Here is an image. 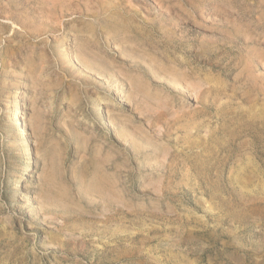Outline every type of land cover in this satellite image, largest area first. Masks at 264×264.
<instances>
[{"label":"rangeland","instance_id":"obj_1","mask_svg":"<svg viewBox=\"0 0 264 264\" xmlns=\"http://www.w3.org/2000/svg\"><path fill=\"white\" fill-rule=\"evenodd\" d=\"M0 264H264V0H0Z\"/></svg>","mask_w":264,"mask_h":264},{"label":"bare ground","instance_id":"obj_2","mask_svg":"<svg viewBox=\"0 0 264 264\" xmlns=\"http://www.w3.org/2000/svg\"><path fill=\"white\" fill-rule=\"evenodd\" d=\"M113 2V1H112ZM87 4V3H86ZM85 4V5H86ZM96 5V4H95ZM97 6V5H96ZM24 7V6H23ZM98 8V7H97ZM114 10V9H113ZM99 11V10H98ZM101 13V12H100ZM122 13V12H121ZM40 14V13H39ZM76 14V13H75ZM52 16V15H51ZM128 16V15H127ZM29 17V16H28ZM12 19V18H11ZM25 19V18H24ZM104 19V18H103ZM66 20V19H65ZM134 20V19H133ZM105 21V20H104ZM11 22V21H10ZM31 22V21H30ZM63 22V21H62ZM92 22H93V20H92ZM10 25V24H9ZM12 25V24H11ZM25 25V24H24ZM146 25V24H145ZM131 26V25H130ZM17 27V26H16ZM15 27V28H16ZM25 27V26H24ZM62 27H63V25H62ZM18 28V27H17ZM16 28V29H17ZM30 28V27H29ZM34 28V27H33ZM19 29V28H18ZM27 29V28H26ZM63 31V30H62ZM28 32V31H27ZM59 32V31H58ZM57 32V33H58ZM6 33H7V31H6ZM11 33V32H10ZM61 33V32H60ZM53 34V33H52ZM27 35V34H26ZM56 35V34H55ZM11 36V35H10ZM47 36V35H46ZM41 37H42V35H41ZM29 38V37H28ZM38 38H40L39 36H38ZM37 38V39H38ZM30 40V39H29ZM34 40V39H33ZM3 41V40H2ZM51 45V44H50ZM136 46V45H135ZM139 46V45H138ZM148 46V45H147ZM54 47V46H53ZM148 48V47H147ZM114 49V48H113ZM57 50V49H56ZM129 50V49H128ZM64 51V50H63ZM117 51V50H116ZM160 51V50H159ZM53 52V51H52ZM112 52V51H111ZM114 52V51H113ZM129 52H130V54H133L134 53V49H130L129 50ZM69 53V52H68ZM71 54V53H70ZM163 54V53H162ZM88 55V54H87ZM114 55V54H113ZM138 56V55H137ZM53 57V56H52ZM92 57V56H91ZM90 57V58H91ZM125 57L126 58H132V56H129V55H125ZM142 57V56H141ZM71 58V57H70ZM72 59H74L73 57H72ZM71 59V60H72ZM93 59V58H92ZM147 59V58H146ZM145 59V60H146ZM166 59V58H165ZM143 60H144V58H143ZM122 62H123V60H121ZM51 62V61H50ZM94 62V61H93ZM124 62L125 63H132L133 64V69L135 70V71H140L142 68H141V66H140V64H139V62L135 59H131V60H127V61H125L124 60ZM43 63V62H42ZM64 63V62H63ZM46 64V63H45ZM54 64V63H53ZM76 64V63H75ZM61 65V64H60ZM78 66H80V65H78ZM101 66V65H100ZM129 67H130V65H129ZM43 68H44V66H43ZM77 68V67H76ZM105 68V67H104ZM149 68V67H148ZM33 69V68H32ZM45 69V68H44ZM54 69V68H53ZM153 70V69H152ZM155 70V69H154ZM41 71H42V69H41ZM51 71V70H50ZM71 71V70H70ZM50 73V72H49ZM100 73H101V71H100ZM51 74V73H50ZM65 75V74H64ZM97 75V74H96ZM242 75V74H241ZM39 76V75H38ZM38 76H37V78H38ZM66 76V75H65ZM55 78V77H54ZM66 78V77H65ZM153 78V77H152ZM87 79V78H86ZM90 79V78H89ZM148 79H151V77H150V75L148 76ZM163 79H164V77H163ZM117 80V79H116ZM169 80H171V79H169ZM158 81H160V80H158ZM163 80L161 79V82H162ZM152 82H154L156 85H162V84H160V83H156L155 81H153L152 80ZM167 82H169V81H167ZM168 84V83H167ZM185 84V83H184ZM60 85V84H59ZM203 85V84H202ZM55 86V85H54ZM131 86H133V84H131ZM170 86V85H169ZM181 86V85H180ZM194 86V85H193ZM56 87V86H55ZM140 87V86H139ZM179 87V86H178ZM61 88H62V86H61ZM143 88V87H142ZM173 88V87H172ZM186 88V87H185ZM187 89V88H186ZM151 90V89H150ZM178 90V89H177ZM181 90V89H180ZM199 91V90H198ZM57 92V91H56ZM107 92V91H106ZM131 92V91H130ZM130 96V95H129ZM132 96V95H131ZM137 98H139V96L137 97ZM108 100V99H107ZM138 100V99H137ZM132 101V100H131ZM132 103V102H131ZM155 108V107H154ZM161 108V107H160ZM168 110V109H167ZM157 114V113H156ZM154 115V114H153ZM114 128V127H113ZM24 132V131H23ZM132 140V139H131ZM97 149V148H96ZM92 178V177H91ZM71 179H72V177H71ZM53 181V180H52ZM72 184V183H71ZM100 188V187H99ZM88 193V192H87ZM98 194H99V192H98ZM50 195V194H49ZM86 196V195H85ZM91 196V195H90ZM55 200H57V199H55ZM51 201V200H50ZM91 202V201H90ZM93 203V202H92ZM51 204V203H50ZM53 204V203H52ZM41 205V204H40ZM88 205H90V204H88ZM118 205V204H117ZM87 206V205H86ZM52 207H53V205H52ZM55 207V206H54ZM64 207V206H63ZM41 208V207H40ZM56 208H59V205H58V207H56ZM43 209H45L44 208V206H43ZM65 209V208H64ZM45 210H47V209H45ZM44 210V211H45ZM82 210V209H81ZM73 211H74V209H73ZM73 213V212H72ZM52 215V214H51ZM47 217V216H46ZM52 217H53V215H52ZM51 217V218H52ZM72 217V216H71ZM65 218V217H64ZM67 218V217H66ZM82 218V217H81ZM51 221V220H50ZM66 222V221H65Z\"/></svg>","mask_w":264,"mask_h":264}]
</instances>
